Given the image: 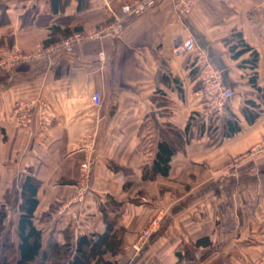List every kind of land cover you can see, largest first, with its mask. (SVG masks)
Instances as JSON below:
<instances>
[{
	"label": "crops",
	"instance_id": "obj_1",
	"mask_svg": "<svg viewBox=\"0 0 264 264\" xmlns=\"http://www.w3.org/2000/svg\"><path fill=\"white\" fill-rule=\"evenodd\" d=\"M126 1L0 0V204L8 193L21 197L32 176L40 181L35 222L61 243L103 233L106 208L125 230L123 251L104 256L111 263L176 264L178 252L208 237L189 263L250 264L264 250V103L250 81L255 75L264 88V0H192L184 15L162 0L128 17L119 35L70 47L60 45L73 34L50 39L54 26L100 28ZM237 32L258 52L256 68L250 51L233 57ZM191 37L233 90L219 113L196 95L201 61L180 50ZM14 53L29 58L1 66ZM19 100H38L28 127L12 118ZM248 101L261 108L252 123L242 110L259 108ZM228 120L240 126L231 136ZM189 124L191 139L169 174L144 179L162 130ZM158 213L159 232L137 254V234Z\"/></svg>",
	"mask_w": 264,
	"mask_h": 264
},
{
	"label": "trees",
	"instance_id": "obj_2",
	"mask_svg": "<svg viewBox=\"0 0 264 264\" xmlns=\"http://www.w3.org/2000/svg\"><path fill=\"white\" fill-rule=\"evenodd\" d=\"M80 31V28L62 29L54 26L50 39L57 41L56 35L58 32L64 33L67 37ZM234 36L238 39V44L230 49L233 52V57L238 58L250 51L251 59H249V62L253 68H256L258 65V52L246 43L240 32L235 33ZM250 81L262 93L264 103V88L256 86L255 75L251 76ZM248 103L253 108H259L255 110L245 107L242 110L246 120L252 123L259 117L261 108L260 105L256 106L252 101H248ZM238 130H240V126L228 120L224 135L231 136ZM191 135L190 124L183 130L175 127L163 129L154 160L142 166L144 179L153 180L159 175L167 176L171 169L172 157L185 149ZM39 187L40 181L32 176H28L24 181L19 205V240L14 243L8 237L5 238L3 243L0 242V253L4 252V255L0 256V264H114L106 261L104 256L108 253L117 255L123 251L125 230L117 227L116 217H111L109 209L102 208L106 222V230L103 233L80 235L75 243L68 237L66 242L61 243L51 234L49 237L46 236L45 231L38 227L35 222V213L39 205L37 197ZM118 206L120 205L118 204ZM0 217L3 220L4 213H1ZM209 244H211L210 239L203 237L197 240L193 247L186 246L183 251L177 253L178 261L176 264H191L189 261L195 258V250L200 246Z\"/></svg>",
	"mask_w": 264,
	"mask_h": 264
},
{
	"label": "built area",
	"instance_id": "obj_3",
	"mask_svg": "<svg viewBox=\"0 0 264 264\" xmlns=\"http://www.w3.org/2000/svg\"><path fill=\"white\" fill-rule=\"evenodd\" d=\"M161 1L162 0H128L120 6L119 11H111L113 16L112 22L90 32H77L63 40L60 46L70 47L76 42L99 38L108 34L119 35L125 28L128 17L140 16ZM173 2L174 9L178 15L187 14L192 10V0H173ZM180 50L197 53L198 59L201 61L200 69L202 70V74L200 80L202 82V88L196 92V95L205 99V103L211 113L221 112L226 103L230 101L234 95L233 90L225 84L223 70L214 66L209 61L207 55L201 51V49H197V44L193 37L185 41L180 47ZM23 58L27 59L29 57ZM23 58L19 57L16 59L10 57L8 59H3L1 61V66H4L6 69H11L17 60ZM92 99L95 105L98 106L101 104L102 98L99 92H95ZM37 101L38 100H19L15 103L12 110V118L20 127L29 126L33 117V108ZM82 169L85 180H87L90 176L91 163L88 161L82 163ZM142 201L149 202V199L147 197H142ZM162 219L163 215L158 213L151 219L145 229L137 234L133 244V249L137 254L141 253L149 241L159 232ZM130 264H132V262Z\"/></svg>",
	"mask_w": 264,
	"mask_h": 264
},
{
	"label": "rangeland",
	"instance_id": "obj_4",
	"mask_svg": "<svg viewBox=\"0 0 264 264\" xmlns=\"http://www.w3.org/2000/svg\"><path fill=\"white\" fill-rule=\"evenodd\" d=\"M10 57L16 58V59L19 57H22V58L29 57V53L27 54L14 53ZM215 137H216V134H213L210 140H212V138L215 139ZM215 142H217V139H215ZM20 202H21V197H15L12 194L8 193L7 195H5L3 201L0 204V215L1 213H4L3 220L0 217V242L2 241L1 243H3L5 238H8V237L14 243H17L19 240L18 239V222H19V217H20V208H19ZM151 241H149V243ZM147 245L144 247V249L147 247ZM132 248H133V245H132ZM1 255H4V252H2V254L0 253V256ZM263 259H264V250H262L259 253V256L254 261H251L250 264H263L264 263Z\"/></svg>",
	"mask_w": 264,
	"mask_h": 264
}]
</instances>
